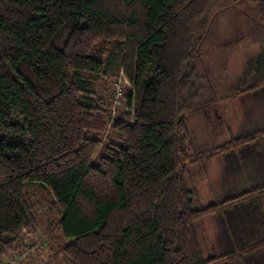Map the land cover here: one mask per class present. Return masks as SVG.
<instances>
[{
	"label": "trees",
	"instance_id": "16d2710c",
	"mask_svg": "<svg viewBox=\"0 0 264 264\" xmlns=\"http://www.w3.org/2000/svg\"><path fill=\"white\" fill-rule=\"evenodd\" d=\"M214 1L0 0V264L26 247L39 210L59 217L70 264H220L264 248L198 260L195 224L264 191L194 208L188 189L189 168L264 138L188 147L193 60ZM243 1L264 23V0ZM109 58L129 85L117 117L98 96ZM262 88L264 54L231 96ZM27 185L47 191L45 205Z\"/></svg>",
	"mask_w": 264,
	"mask_h": 264
},
{
	"label": "rangeland",
	"instance_id": "374dc122",
	"mask_svg": "<svg viewBox=\"0 0 264 264\" xmlns=\"http://www.w3.org/2000/svg\"><path fill=\"white\" fill-rule=\"evenodd\" d=\"M199 30L204 38L193 60L194 93L192 102L188 103L197 110L188 109L185 116L188 147L193 154L205 155L231 137L264 130V88L243 96H231L245 64L264 54V23L254 5L243 0H215ZM108 63L111 70L105 71L98 96L117 117L127 110L124 94L129 85L112 66V58ZM187 185L194 208L220 204L263 186L264 138H258L236 153L221 154L189 168ZM25 190L32 201L45 205L49 200L47 191L42 188L27 185ZM37 213L36 232H24L21 236L26 247L21 252H10L2 264H70L58 251L61 244L57 240L59 217L47 210ZM195 230L200 261L219 258L244 245L257 243L264 239V191L252 200L201 219L195 224ZM220 264H264V248L239 254L236 259Z\"/></svg>",
	"mask_w": 264,
	"mask_h": 264
},
{
	"label": "crops",
	"instance_id": "0c3cea01",
	"mask_svg": "<svg viewBox=\"0 0 264 264\" xmlns=\"http://www.w3.org/2000/svg\"><path fill=\"white\" fill-rule=\"evenodd\" d=\"M236 162H238V158H236Z\"/></svg>",
	"mask_w": 264,
	"mask_h": 264
}]
</instances>
